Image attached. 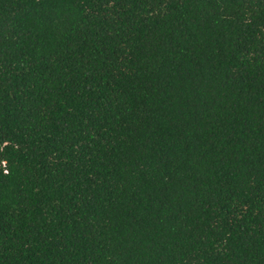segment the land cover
<instances>
[{"label": "trees", "instance_id": "1", "mask_svg": "<svg viewBox=\"0 0 264 264\" xmlns=\"http://www.w3.org/2000/svg\"><path fill=\"white\" fill-rule=\"evenodd\" d=\"M0 264H264V0H0Z\"/></svg>", "mask_w": 264, "mask_h": 264}]
</instances>
